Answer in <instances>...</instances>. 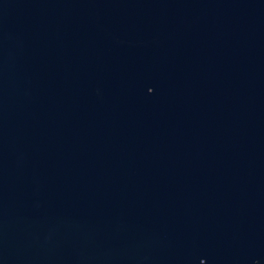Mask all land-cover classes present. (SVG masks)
Returning <instances> with one entry per match:
<instances>
[{"label": "water", "instance_id": "obj_1", "mask_svg": "<svg viewBox=\"0 0 264 264\" xmlns=\"http://www.w3.org/2000/svg\"><path fill=\"white\" fill-rule=\"evenodd\" d=\"M0 264H264V0H0Z\"/></svg>", "mask_w": 264, "mask_h": 264}]
</instances>
